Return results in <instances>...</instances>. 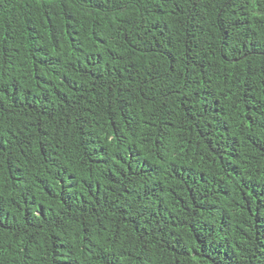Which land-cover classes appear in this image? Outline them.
Listing matches in <instances>:
<instances>
[{"label": "trees", "instance_id": "trees-1", "mask_svg": "<svg viewBox=\"0 0 264 264\" xmlns=\"http://www.w3.org/2000/svg\"><path fill=\"white\" fill-rule=\"evenodd\" d=\"M0 264H264V0H0Z\"/></svg>", "mask_w": 264, "mask_h": 264}]
</instances>
